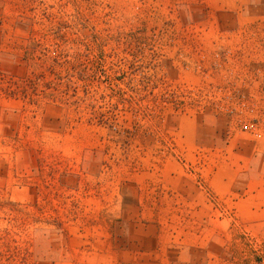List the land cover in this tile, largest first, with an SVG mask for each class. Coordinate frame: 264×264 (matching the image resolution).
<instances>
[{"label": "rangeland", "instance_id": "1", "mask_svg": "<svg viewBox=\"0 0 264 264\" xmlns=\"http://www.w3.org/2000/svg\"><path fill=\"white\" fill-rule=\"evenodd\" d=\"M261 141L264 0H0V264H264Z\"/></svg>", "mask_w": 264, "mask_h": 264}, {"label": "crops", "instance_id": "2", "mask_svg": "<svg viewBox=\"0 0 264 264\" xmlns=\"http://www.w3.org/2000/svg\"><path fill=\"white\" fill-rule=\"evenodd\" d=\"M261 147H262V149L264 148V142L261 143L260 148ZM258 153L259 154H257L256 160L259 161V165L261 167V170H264V154H262L260 152H258ZM262 179H264V177H262ZM226 183L228 184L229 192L230 191H232V192H237L238 191V189L235 190L236 186L234 184V180L231 177L227 178ZM263 186L264 185L259 186V187H261V190L264 189ZM248 189L250 190L252 188H248ZM258 207H260V206H258V204H256V202H250V201H246L244 203H241V205L239 206L241 212L243 214L246 213L247 214V218H249L251 220H255V219H257V217H259V216L261 217L262 215H264V210H263V212L261 214L257 211Z\"/></svg>", "mask_w": 264, "mask_h": 264}, {"label": "built area", "instance_id": "3", "mask_svg": "<svg viewBox=\"0 0 264 264\" xmlns=\"http://www.w3.org/2000/svg\"><path fill=\"white\" fill-rule=\"evenodd\" d=\"M259 123L256 120H249V122L245 123L242 125V128L244 129V131L247 132H255V133H259L260 129H259Z\"/></svg>", "mask_w": 264, "mask_h": 264}]
</instances>
